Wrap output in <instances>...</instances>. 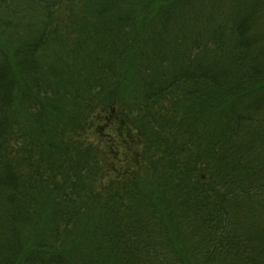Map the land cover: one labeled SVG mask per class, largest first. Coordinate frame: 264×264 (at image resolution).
Returning <instances> with one entry per match:
<instances>
[{
    "label": "trees",
    "instance_id": "16d2710c",
    "mask_svg": "<svg viewBox=\"0 0 264 264\" xmlns=\"http://www.w3.org/2000/svg\"><path fill=\"white\" fill-rule=\"evenodd\" d=\"M0 264H264V0H0Z\"/></svg>",
    "mask_w": 264,
    "mask_h": 264
},
{
    "label": "rangeland",
    "instance_id": "374dc122",
    "mask_svg": "<svg viewBox=\"0 0 264 264\" xmlns=\"http://www.w3.org/2000/svg\"><path fill=\"white\" fill-rule=\"evenodd\" d=\"M20 20L26 21V11L22 13V17L20 18Z\"/></svg>",
    "mask_w": 264,
    "mask_h": 264
}]
</instances>
